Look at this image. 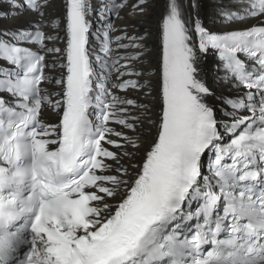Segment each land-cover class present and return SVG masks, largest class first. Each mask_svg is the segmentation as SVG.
<instances>
[{
    "label": "snow or ice",
    "instance_id": "6c2138e0",
    "mask_svg": "<svg viewBox=\"0 0 264 264\" xmlns=\"http://www.w3.org/2000/svg\"><path fill=\"white\" fill-rule=\"evenodd\" d=\"M147 3L0 0V264H264V0H214L222 34L164 0L155 86L151 32L112 36Z\"/></svg>",
    "mask_w": 264,
    "mask_h": 264
},
{
    "label": "bare ground",
    "instance_id": "6f19581e",
    "mask_svg": "<svg viewBox=\"0 0 264 264\" xmlns=\"http://www.w3.org/2000/svg\"><path fill=\"white\" fill-rule=\"evenodd\" d=\"M94 0H92L93 2ZM123 1V0H122ZM131 4L134 0H128ZM62 0H54V6L50 10L53 14L58 13L60 11V4ZM214 0H201V20L206 27H215L218 29H225L227 26L221 24L219 22L213 23V8ZM164 9V0H148L147 10L144 16L136 14H131L132 9L129 7L119 12L117 17L113 20V23L116 27V31H114V35H122L123 29L127 26V32L129 34L135 32H142L145 28H147L151 32V36L149 38L148 50L152 53V55L144 60V66L149 69V73L153 75V86H155V71L156 65L158 63V49L160 48V37L158 34L157 20L162 14ZM27 17L22 18L20 21H13L12 19H3L0 18V29L11 28L16 26L17 24L23 25L27 21ZM126 42V41H125ZM59 46V45H57ZM121 54L123 50H120ZM212 59L209 55L204 62V67L206 69V73L210 71ZM207 76V75H206ZM218 76H221V72H219L215 77H209L207 82L209 86L215 87L216 92L219 94L221 91H226L227 93H232L231 88H224L221 85L216 84V80ZM134 95V94H133ZM143 100L144 97H141ZM151 100L152 98H148ZM145 102H148L147 100ZM154 103V100H152ZM49 119L52 121L54 116L49 114ZM137 160H139V154H137Z\"/></svg>",
    "mask_w": 264,
    "mask_h": 264
}]
</instances>
